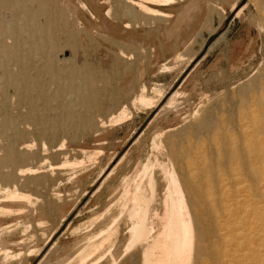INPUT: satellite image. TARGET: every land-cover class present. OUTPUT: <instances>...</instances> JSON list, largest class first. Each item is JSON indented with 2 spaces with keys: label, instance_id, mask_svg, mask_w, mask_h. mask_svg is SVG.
I'll return each instance as SVG.
<instances>
[{
  "label": "rangeland",
  "instance_id": "rangeland-1",
  "mask_svg": "<svg viewBox=\"0 0 264 264\" xmlns=\"http://www.w3.org/2000/svg\"><path fill=\"white\" fill-rule=\"evenodd\" d=\"M101 1L50 0L48 10L37 17L51 32L48 49L31 53L34 44L24 32L22 59L0 51V157H7L10 144L22 148L29 143L34 153L23 168H34L43 160L37 173H15L11 179L0 180V190L9 188L28 196L0 201V264H69L65 258L98 235V221L93 220L98 212L101 215L107 204L114 210L120 207L117 200L124 180L138 176L145 162H154L155 172L156 161L170 163L169 143L157 136L161 129L176 130L173 133L183 137L184 143H209L216 136L199 119L220 125L226 121L224 128L227 123L229 127L238 124L243 99L249 102L259 92L252 93L247 85L264 79V0H175L165 5L146 1L165 13L152 14L135 6L132 17L127 14L128 0ZM116 7L120 14L112 15ZM11 11L0 8V22H26L25 16L13 13L14 17ZM2 39L15 41L9 32H0ZM72 66L79 72L74 78ZM35 77L42 90L32 84ZM94 78L93 86L101 89L99 103L82 108L71 82L80 85ZM25 82L27 89L20 87ZM58 86L63 89L59 91ZM142 93L150 104L137 100ZM65 104L71 107L65 110ZM68 109L92 116L95 123L46 126L49 118L60 117V112L63 116ZM123 110L124 117L115 118ZM38 125L49 128L40 135L35 132ZM191 158L195 155H186L183 163ZM2 165L0 177L8 178L15 168L8 160L6 168ZM75 260L71 263L81 262Z\"/></svg>",
  "mask_w": 264,
  "mask_h": 264
},
{
  "label": "bare ground",
  "instance_id": "bare-ground-1",
  "mask_svg": "<svg viewBox=\"0 0 264 264\" xmlns=\"http://www.w3.org/2000/svg\"><path fill=\"white\" fill-rule=\"evenodd\" d=\"M27 1L28 0H0V8L12 10L13 12L11 11V15L15 13L17 17H26V22L23 24H18V21L15 22L16 19L12 20L13 23L9 22L12 24L7 25L0 22V32H9V36L15 38L13 43H5L3 39L0 40V51L10 55V57L18 56L20 58L24 55L23 50H21V45L24 44L21 37L25 34L24 32L28 33L27 37H29V40L26 37L27 40H31L34 44V47L31 45L33 47L30 51L31 53L32 50L44 52L45 48L49 46L45 47L48 44L51 32L43 28L42 21L40 23L37 17L40 12H46L48 10L50 0H29L37 4L34 7L28 5L29 3L27 4ZM128 1L129 4L126 3L128 6L127 14L132 17L135 16V6H138L139 9L144 12L164 14L160 9H155L147 5L145 3L146 1L163 5L173 3L175 0ZM99 4H101L100 1ZM118 8L119 7H116L115 11H112V15L113 12H115L114 15L120 14ZM10 17L9 15V18ZM2 18H5V16ZM125 26L127 27V23ZM8 39L9 38H7V40ZM23 39H25V37H23ZM30 44L32 43L30 42ZM26 51L27 50H25V54H27ZM72 69L74 71L70 73V75L72 74V78H74L79 75V72H77L78 70L76 71L77 68L74 66H72ZM95 80L96 78L93 80L88 79L83 82V84L80 82V85L79 83L76 84L72 83L73 81L71 82L72 85L70 87L79 94L80 99L78 101L80 105L83 106L82 108H93L99 103L98 98L101 89L93 86L92 83ZM263 80L253 81L251 84L249 83L250 85H247L248 89L253 91L252 93L257 90L259 92L252 95L253 97L251 96L252 99L249 100V102L246 100L247 98L243 99L244 107L242 110L240 109L242 119L239 117L238 120H241V122L236 124L237 126L234 125L229 127L227 123L226 128H224L226 121H224L225 123L223 122L224 124L221 123L220 125L219 121H212V123H209L205 118L202 120L199 119L202 124L209 126L216 136L215 137L213 134L215 138L212 136L213 139L209 143H204L202 141V143H197L195 140L194 142L184 143L183 137L178 139V135L176 136V134L173 133L174 131L176 132V130L172 128L161 129L162 131L160 134H157V136L159 135L160 138L164 137L169 143V148L166 150L168 151L167 155L169 156L170 163L162 162L160 161L161 159H157L158 161H156L154 157L155 163L157 164L156 166H158L157 172L153 169L155 166L154 162L148 161L145 162L146 164L143 167V171L140 172L138 176L136 175V177L133 178L129 176V180L127 177L120 190L121 199L117 200L121 201L120 204L118 203L120 207L114 210L111 204H107L105 210L102 208L104 212L101 211V215L100 212H98L99 216L94 217V219L92 218L98 221L97 229H99V233H97L98 235L96 238L94 237V239L91 240V236L95 233L90 236L91 238L88 242L87 239L84 238L86 240L85 242H87L85 244L86 246L84 245L85 247L82 244L84 249L82 248L83 250L80 251L77 250L76 253L66 257L64 261L69 264H74L71 263L74 259H76L75 261H77V259L81 260L79 264H264ZM67 82L69 83V80ZM32 84L38 85L40 90L43 88L41 81L37 77L32 80ZM21 85L20 87L23 89L30 87L27 82ZM60 86H58L60 89L59 91L63 89L62 87L60 88ZM76 98L78 99V97ZM137 100L144 104L151 103V100L146 98L144 93H142ZM230 104L232 103L230 102ZM230 104L228 105L230 106ZM73 105L75 104L73 103ZM63 107L66 110V108L71 107V105L65 104ZM86 109H83V111H87ZM61 114L60 112V117L55 116L49 118L51 123L46 126L56 128L59 127V124L71 122L78 125L83 124L90 126L95 123L94 119L91 118L92 116L88 117L81 111L75 112L68 109L64 112L63 116H61ZM124 114L125 110L122 111L119 117L116 116L115 118L119 120ZM234 115H236V113ZM115 118L112 120L115 121ZM220 119H222V117ZM112 120L110 121L112 122ZM184 126L186 125H183V127ZM47 128L49 127H40L38 125L35 132L43 135ZM188 130L190 131L191 129ZM190 138L192 137L190 136ZM31 145L32 144L25 143L22 148L20 147L22 150H20L19 146L14 145V143L9 146L7 145L8 152H5L7 157H5L6 155L4 159L0 157V168H2V164L5 166V162L8 160V162L14 166L15 170L13 172L12 169V172L8 174V178H5V175L1 176V181H4V179H11L13 177L12 175H15V173L17 175H25L26 173L33 174L39 172L38 170L41 167L40 164L43 161L42 158L38 160L39 165L34 166V168L30 166H28V168H23L25 161L33 157L34 152L31 151ZM163 146L167 148V145L163 144ZM162 148L158 150L163 152ZM60 149L63 150L62 148ZM47 152L48 151H46V153ZM193 154L195 155L194 160L192 157L191 162L186 164L183 163V159L186 155ZM199 156H201L203 160L198 159L200 158ZM35 158H39V155ZM185 161L188 162L189 159ZM52 169L54 168L52 167ZM45 172H47V170H45ZM3 190L5 191V195ZM116 190L118 191V189ZM0 191V201L2 202L4 200L11 201L28 197L27 194H20L18 190H10L9 188H2ZM111 197H108V199ZM111 203L113 204V201ZM97 209L98 208H96V210ZM90 210L88 209V211ZM93 220L92 223L95 222H93ZM90 225L92 226L93 224ZM92 228L94 229L93 226ZM73 231H76V234L79 232H77V230ZM69 233H71V231ZM119 237L121 239L118 243L117 239ZM84 239L82 240L84 241ZM79 248L81 249V247Z\"/></svg>",
  "mask_w": 264,
  "mask_h": 264
},
{
  "label": "water",
  "instance_id": "water-1",
  "mask_svg": "<svg viewBox=\"0 0 264 264\" xmlns=\"http://www.w3.org/2000/svg\"><path fill=\"white\" fill-rule=\"evenodd\" d=\"M64 55H65V56H67V55H68V52H67V51H65Z\"/></svg>",
  "mask_w": 264,
  "mask_h": 264
},
{
  "label": "crops",
  "instance_id": "crops-1",
  "mask_svg": "<svg viewBox=\"0 0 264 264\" xmlns=\"http://www.w3.org/2000/svg\"><path fill=\"white\" fill-rule=\"evenodd\" d=\"M163 5H165V4H163ZM165 13V12H164Z\"/></svg>",
  "mask_w": 264,
  "mask_h": 264
}]
</instances>
